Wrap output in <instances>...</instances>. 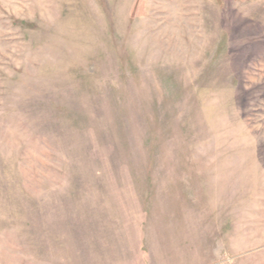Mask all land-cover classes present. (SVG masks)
<instances>
[{"label": "rangeland", "instance_id": "374dc122", "mask_svg": "<svg viewBox=\"0 0 264 264\" xmlns=\"http://www.w3.org/2000/svg\"><path fill=\"white\" fill-rule=\"evenodd\" d=\"M0 264H264V0H0Z\"/></svg>", "mask_w": 264, "mask_h": 264}]
</instances>
